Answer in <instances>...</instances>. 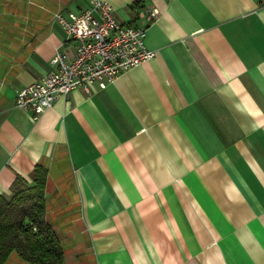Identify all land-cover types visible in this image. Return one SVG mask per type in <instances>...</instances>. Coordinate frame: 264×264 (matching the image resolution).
Returning a JSON list of instances; mask_svg holds the SVG:
<instances>
[{"label": "crops", "instance_id": "1", "mask_svg": "<svg viewBox=\"0 0 264 264\" xmlns=\"http://www.w3.org/2000/svg\"><path fill=\"white\" fill-rule=\"evenodd\" d=\"M105 1L155 56L33 120L17 91L74 44L53 14L92 0H0V196L48 167L64 264H264V0Z\"/></svg>", "mask_w": 264, "mask_h": 264}, {"label": "built area", "instance_id": "2", "mask_svg": "<svg viewBox=\"0 0 264 264\" xmlns=\"http://www.w3.org/2000/svg\"><path fill=\"white\" fill-rule=\"evenodd\" d=\"M158 13L152 8L148 16L155 18ZM53 18L74 44L60 46L51 59L53 68L17 91L16 106L30 112L33 120L73 89L103 88L156 54L145 42L147 26L119 21L108 1L92 0L78 12L58 10Z\"/></svg>", "mask_w": 264, "mask_h": 264}, {"label": "trees", "instance_id": "3", "mask_svg": "<svg viewBox=\"0 0 264 264\" xmlns=\"http://www.w3.org/2000/svg\"><path fill=\"white\" fill-rule=\"evenodd\" d=\"M49 169L37 163L32 180L18 176L0 196V264L17 252L32 264H64L61 237L48 215Z\"/></svg>", "mask_w": 264, "mask_h": 264}, {"label": "rangeland", "instance_id": "4", "mask_svg": "<svg viewBox=\"0 0 264 264\" xmlns=\"http://www.w3.org/2000/svg\"><path fill=\"white\" fill-rule=\"evenodd\" d=\"M1 10V9H0ZM2 16V13H0V17ZM2 25H4L3 24V21H0V47H5L6 45H3V38L4 37H6V36H4V28H3V26ZM66 161H64V163H65Z\"/></svg>", "mask_w": 264, "mask_h": 264}]
</instances>
